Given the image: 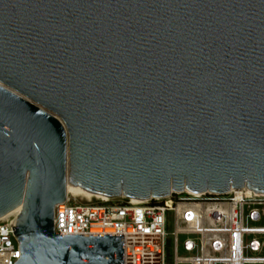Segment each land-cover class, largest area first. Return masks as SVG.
<instances>
[{
	"label": "water",
	"instance_id": "obj_1",
	"mask_svg": "<svg viewBox=\"0 0 264 264\" xmlns=\"http://www.w3.org/2000/svg\"><path fill=\"white\" fill-rule=\"evenodd\" d=\"M67 177L108 198L264 193V0H0L14 264H123V234L55 232Z\"/></svg>",
	"mask_w": 264,
	"mask_h": 264
},
{
	"label": "built area",
	"instance_id": "obj_2",
	"mask_svg": "<svg viewBox=\"0 0 264 264\" xmlns=\"http://www.w3.org/2000/svg\"><path fill=\"white\" fill-rule=\"evenodd\" d=\"M251 192L183 191L94 201L69 197L54 207V230L63 235L123 234V264H166L169 250L173 264H264V193ZM13 218L0 220V264H14L20 257L8 223Z\"/></svg>",
	"mask_w": 264,
	"mask_h": 264
},
{
	"label": "bare ground",
	"instance_id": "obj_3",
	"mask_svg": "<svg viewBox=\"0 0 264 264\" xmlns=\"http://www.w3.org/2000/svg\"><path fill=\"white\" fill-rule=\"evenodd\" d=\"M238 189L245 190V192H247V193H252L251 192L252 190H250L246 187L238 188ZM192 193L198 194V193H202V192H192ZM65 195H66L65 200L69 199V197H80V198H83L86 200H90L92 198H98V199H106L107 198V196H105V195L92 193V192L84 189L80 185H73L72 183L69 182L68 177H67L66 184H65ZM21 209H22V205H20L18 208L12 209V210L4 213L3 215L0 216V220L5 219V218L10 217V216L16 217L17 215H19Z\"/></svg>",
	"mask_w": 264,
	"mask_h": 264
},
{
	"label": "rangeland",
	"instance_id": "obj_4",
	"mask_svg": "<svg viewBox=\"0 0 264 264\" xmlns=\"http://www.w3.org/2000/svg\"><path fill=\"white\" fill-rule=\"evenodd\" d=\"M73 198H76L77 200H80V201H86V199H83V198H80V197H71V199H73ZM96 199H98V198H92L93 201L96 200ZM172 230H173V224H172V219L170 217V219L168 221V224H167V232L171 233ZM184 238H185V236L181 235L180 236V241L182 242L184 240ZM179 253L180 254H184V252L182 250V247H180ZM166 264H173L172 263V253H171L170 250L168 252V256H167V259H166Z\"/></svg>",
	"mask_w": 264,
	"mask_h": 264
}]
</instances>
